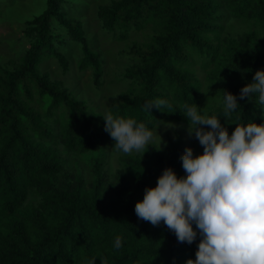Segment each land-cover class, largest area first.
Segmentation results:
<instances>
[{"label": "trees", "instance_id": "trees-1", "mask_svg": "<svg viewBox=\"0 0 264 264\" xmlns=\"http://www.w3.org/2000/svg\"><path fill=\"white\" fill-rule=\"evenodd\" d=\"M69 5L46 0L43 12L24 22L23 52L0 64V264H185L201 237L180 242L163 222L135 213L165 168L183 176L176 168L182 137L153 143L143 157L120 153L104 111L41 67L55 59L69 71L65 49L76 44L78 69L91 70L98 88L104 83L102 53ZM97 18L113 39L133 42L120 51L129 60L116 77L124 89L107 111L149 127L188 124L182 103L202 108L217 94L208 110L219 115L224 89L237 95L241 122L264 123L255 96L239 97L264 69V0H111ZM157 97L171 107L146 111L145 101ZM220 120L229 134L237 126Z\"/></svg>", "mask_w": 264, "mask_h": 264}, {"label": "clouds", "instance_id": "clouds-1", "mask_svg": "<svg viewBox=\"0 0 264 264\" xmlns=\"http://www.w3.org/2000/svg\"><path fill=\"white\" fill-rule=\"evenodd\" d=\"M222 90L216 101L222 108L219 115L208 110L217 94L209 96L202 108L194 102L180 105L189 133L198 139L203 152L196 155L187 147L180 157L185 175L165 168L156 186L145 188L135 213L153 225L163 222L180 242L191 244L201 237L195 259L185 264H264V123L241 122L237 95ZM253 96L264 116V69L255 71L252 81L240 89L241 99L253 100ZM153 105L161 111L171 107L169 100L157 97L145 101L144 108L148 111ZM101 116L115 141L113 148L120 153L143 157L155 146L152 142L160 124L149 127L112 111ZM220 117L237 125L231 134ZM122 239L117 234L113 247L121 248ZM100 262L108 264L107 258ZM87 264H96V260Z\"/></svg>", "mask_w": 264, "mask_h": 264}, {"label": "rangeland", "instance_id": "rangeland-1", "mask_svg": "<svg viewBox=\"0 0 264 264\" xmlns=\"http://www.w3.org/2000/svg\"><path fill=\"white\" fill-rule=\"evenodd\" d=\"M71 11L70 16H74L85 22L87 35L91 39L92 45L97 47L102 53V60L105 63L104 83L100 88L93 80L91 70L81 72L78 69V59L81 55L78 45L65 49L71 65L69 71L64 72L58 65V61L50 59L42 64V68L50 74L53 79L63 80L78 97L88 100L89 103L97 106L99 111H107L115 102L117 93L124 89V85L117 81L119 71L129 60L127 56L120 53L121 50L129 48L133 44L131 40L118 41L108 35L101 27L97 18L99 6L110 3L111 0H68ZM46 0H0V64L2 66L11 65L9 61L18 57L23 52L25 42L23 40L24 22L43 12ZM236 26L239 25L235 22ZM133 40V39H132ZM140 40V38L138 39ZM189 125L184 123H163L159 125L158 133L152 143L162 146L168 143V139H176L181 136L183 143L181 149L183 153L187 147L194 150V154L203 152V146L198 139L189 133ZM161 143V145H160ZM118 153H111L113 169L119 167L117 160ZM176 168L185 175L182 168V161L179 158Z\"/></svg>", "mask_w": 264, "mask_h": 264}]
</instances>
